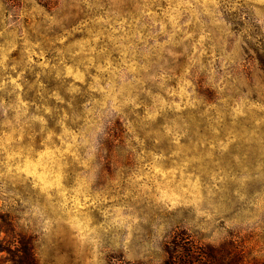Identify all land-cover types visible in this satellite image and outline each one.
<instances>
[{
	"label": "rangeland",
	"instance_id": "1",
	"mask_svg": "<svg viewBox=\"0 0 264 264\" xmlns=\"http://www.w3.org/2000/svg\"><path fill=\"white\" fill-rule=\"evenodd\" d=\"M0 228L39 264H264V4L0 0Z\"/></svg>",
	"mask_w": 264,
	"mask_h": 264
},
{
	"label": "trees",
	"instance_id": "2",
	"mask_svg": "<svg viewBox=\"0 0 264 264\" xmlns=\"http://www.w3.org/2000/svg\"><path fill=\"white\" fill-rule=\"evenodd\" d=\"M3 231L5 235L1 236ZM185 239L188 237L177 234L165 244L166 257L161 264H243L230 243L217 246ZM4 251L8 254L3 264H39L32 238L15 228H0V252Z\"/></svg>",
	"mask_w": 264,
	"mask_h": 264
},
{
	"label": "clouds",
	"instance_id": "3",
	"mask_svg": "<svg viewBox=\"0 0 264 264\" xmlns=\"http://www.w3.org/2000/svg\"><path fill=\"white\" fill-rule=\"evenodd\" d=\"M256 2L259 4H264V0H256Z\"/></svg>",
	"mask_w": 264,
	"mask_h": 264
}]
</instances>
